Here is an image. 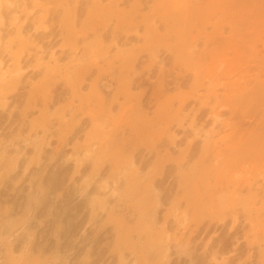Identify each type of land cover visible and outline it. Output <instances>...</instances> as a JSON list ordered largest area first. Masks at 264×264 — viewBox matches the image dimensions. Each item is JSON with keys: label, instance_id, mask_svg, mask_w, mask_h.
<instances>
[{"label": "rangeland", "instance_id": "obj_1", "mask_svg": "<svg viewBox=\"0 0 264 264\" xmlns=\"http://www.w3.org/2000/svg\"><path fill=\"white\" fill-rule=\"evenodd\" d=\"M0 264H264V0H0Z\"/></svg>", "mask_w": 264, "mask_h": 264}, {"label": "bare ground", "instance_id": "obj_2", "mask_svg": "<svg viewBox=\"0 0 264 264\" xmlns=\"http://www.w3.org/2000/svg\"><path fill=\"white\" fill-rule=\"evenodd\" d=\"M18 70H20V68H19V67H18ZM3 74L5 75V74H8V73H7V71H5Z\"/></svg>", "mask_w": 264, "mask_h": 264}]
</instances>
